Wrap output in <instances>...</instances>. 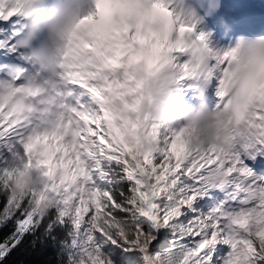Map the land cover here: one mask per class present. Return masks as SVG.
Masks as SVG:
<instances>
[{"label": "snow or ice", "instance_id": "1", "mask_svg": "<svg viewBox=\"0 0 264 264\" xmlns=\"http://www.w3.org/2000/svg\"><path fill=\"white\" fill-rule=\"evenodd\" d=\"M39 3L0 0L11 247L55 209L46 231L71 225L72 264H264V41L212 51L169 0H94L52 39ZM161 78L206 93L216 143L149 122ZM45 141L61 149L51 166ZM10 251L0 245V261Z\"/></svg>", "mask_w": 264, "mask_h": 264}, {"label": "clouds", "instance_id": "2", "mask_svg": "<svg viewBox=\"0 0 264 264\" xmlns=\"http://www.w3.org/2000/svg\"><path fill=\"white\" fill-rule=\"evenodd\" d=\"M150 100L144 112L150 123L159 129H173L177 126L191 128L195 141L207 146L217 142L220 129L215 111L209 106L206 93H196L199 104L189 105L182 92L164 78L153 81L148 88Z\"/></svg>", "mask_w": 264, "mask_h": 264}, {"label": "trees", "instance_id": "3", "mask_svg": "<svg viewBox=\"0 0 264 264\" xmlns=\"http://www.w3.org/2000/svg\"><path fill=\"white\" fill-rule=\"evenodd\" d=\"M56 215L53 209L33 232L25 234L17 246L11 247L16 233L15 220L19 213L12 220H7L4 204L0 203V216L5 220L3 227H0V245L7 243L11 248L0 264H71L77 258V250L71 247V237L68 235L72 230L71 225H57L51 232L46 231Z\"/></svg>", "mask_w": 264, "mask_h": 264}, {"label": "rangeland", "instance_id": "4", "mask_svg": "<svg viewBox=\"0 0 264 264\" xmlns=\"http://www.w3.org/2000/svg\"><path fill=\"white\" fill-rule=\"evenodd\" d=\"M9 119H11V118H9ZM60 151H61V149L59 148L58 145H50V144H48L47 141H45L44 151L41 153V155L45 158L48 165L51 166L52 161L54 159L53 153H58ZM63 151H64L65 155H67V149H64ZM70 163L71 162L68 161L67 165H65V166H70Z\"/></svg>", "mask_w": 264, "mask_h": 264}, {"label": "bare ground", "instance_id": "5", "mask_svg": "<svg viewBox=\"0 0 264 264\" xmlns=\"http://www.w3.org/2000/svg\"><path fill=\"white\" fill-rule=\"evenodd\" d=\"M146 42V41H145ZM184 98H185V95L183 94Z\"/></svg>", "mask_w": 264, "mask_h": 264}]
</instances>
